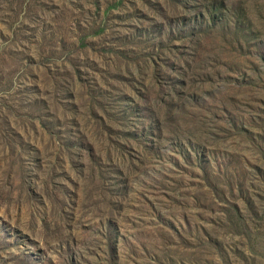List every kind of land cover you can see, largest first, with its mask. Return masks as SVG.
Wrapping results in <instances>:
<instances>
[{
  "label": "rangeland",
  "instance_id": "obj_1",
  "mask_svg": "<svg viewBox=\"0 0 264 264\" xmlns=\"http://www.w3.org/2000/svg\"><path fill=\"white\" fill-rule=\"evenodd\" d=\"M0 264H264V0H0Z\"/></svg>",
  "mask_w": 264,
  "mask_h": 264
},
{
  "label": "trees",
  "instance_id": "obj_2",
  "mask_svg": "<svg viewBox=\"0 0 264 264\" xmlns=\"http://www.w3.org/2000/svg\"><path fill=\"white\" fill-rule=\"evenodd\" d=\"M220 1H222L223 2V0H220ZM241 5H244V4H242L241 3ZM252 7L253 6H255V4L254 3H252V5H251ZM212 7L211 6H207V4H206V7H204L203 9H200L199 11H201V10H205V11H207V10H209V9H211ZM241 8H242V6H241ZM240 8V9H241ZM195 55L194 56H192V58L190 57V63H195V62H197L198 60H200L201 59V55L199 54V53H194ZM198 55V56H197ZM199 56H200V58H199ZM205 58H207V60H208V62H215L214 60V58L210 55L209 56V54H207L206 53V55H205ZM193 64L190 66L191 68H192V66H193ZM188 66H189V64H188Z\"/></svg>",
  "mask_w": 264,
  "mask_h": 264
}]
</instances>
